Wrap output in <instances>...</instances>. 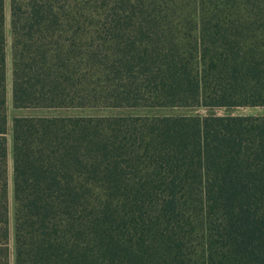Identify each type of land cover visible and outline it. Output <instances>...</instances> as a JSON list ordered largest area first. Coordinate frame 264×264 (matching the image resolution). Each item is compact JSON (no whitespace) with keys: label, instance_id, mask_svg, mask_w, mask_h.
I'll return each instance as SVG.
<instances>
[{"label":"trees","instance_id":"1","mask_svg":"<svg viewBox=\"0 0 264 264\" xmlns=\"http://www.w3.org/2000/svg\"><path fill=\"white\" fill-rule=\"evenodd\" d=\"M8 9L0 264H264V113L158 112L264 105V0Z\"/></svg>","mask_w":264,"mask_h":264},{"label":"rangeland","instance_id":"2","mask_svg":"<svg viewBox=\"0 0 264 264\" xmlns=\"http://www.w3.org/2000/svg\"><path fill=\"white\" fill-rule=\"evenodd\" d=\"M9 0H3V29L5 37V82H6V107H7V116H10L14 113L26 112V110H15L10 105V34H9ZM59 112H69V113H112L118 110L116 109H67V110H58ZM232 112V113H264V105H255V106H235V107H206V106H191V107H169L162 108L158 112H168V113H179V112H190V113H205V112ZM7 199H8V244L12 246V201H11V175H10V140L9 134H7ZM11 264V258H10Z\"/></svg>","mask_w":264,"mask_h":264}]
</instances>
